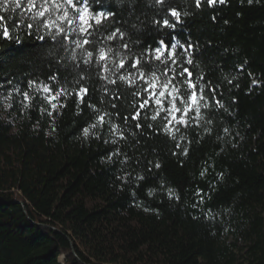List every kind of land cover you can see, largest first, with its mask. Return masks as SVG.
<instances>
[{
    "label": "trees",
    "instance_id": "16d2710c",
    "mask_svg": "<svg viewBox=\"0 0 264 264\" xmlns=\"http://www.w3.org/2000/svg\"><path fill=\"white\" fill-rule=\"evenodd\" d=\"M93 7L116 13L113 27L131 37V55L157 46L162 34L190 44L193 63L183 47L180 62L216 88L227 111L213 104L201 127L171 139L154 131L166 121H153L146 109L140 132L123 119L138 106L135 88L77 68L81 53L73 61L47 37L42 46L16 28L19 11H0L12 32L0 39V264H264V0H201L199 7L196 0H101ZM166 14L174 30L157 29ZM49 73H58L57 87L87 77L82 111L73 96L54 118L41 111L36 90L24 100L28 80ZM117 89L122 98L114 101ZM89 104L111 113L125 139L108 125L85 137L82 129L99 114Z\"/></svg>",
    "mask_w": 264,
    "mask_h": 264
},
{
    "label": "snow or ice",
    "instance_id": "6c2138e0",
    "mask_svg": "<svg viewBox=\"0 0 264 264\" xmlns=\"http://www.w3.org/2000/svg\"><path fill=\"white\" fill-rule=\"evenodd\" d=\"M156 2L163 6L167 0H156ZM207 2L211 6L216 3V0H207ZM219 3L224 4L225 0H219ZM94 4L100 5L101 0H0V11L12 13L19 11L20 19L14 21L16 28L23 27L29 36L35 34L36 38L42 42V46L48 42L47 37L61 48L69 49L73 61L77 60L76 53H81L76 63L77 68L81 65L85 69L95 68L98 78L106 84L116 85L118 81H121L125 82L129 88H135L133 96L139 101L138 106L134 101L135 110L131 116L125 115L123 119L126 125L129 120L135 121L134 127L140 132H143L141 116L146 109L153 112L151 116L153 121L158 118L166 121L162 128L154 129V126L149 124V129H154L157 134H166L171 139H175L176 133L182 128L201 127V121L206 119L204 110L211 109L213 104L217 109L223 108L227 111L223 103L217 99L216 88L206 87L203 75L199 78L194 77L190 67H184L180 62L181 53L178 48L183 47V55L187 57L186 63L188 65L193 63L190 44L182 45L175 35L172 36V42L168 43L162 34L157 40V46L149 45L144 52L131 55V37L125 41V31L121 27H113L116 23L113 19L116 13L107 9L94 8ZM200 5L201 0H196V6ZM168 14L176 17V23L180 22V13L177 9L169 7ZM6 19V16H0V39L11 40L12 32L3 23ZM155 24L158 30L175 29V24L169 20L167 14L162 18L158 17ZM41 32L44 34H40ZM113 41H118V45L111 43ZM17 43H20L18 37ZM153 61L157 63L154 64ZM86 78L84 74H80L74 86L57 87L58 73H49L47 80L30 78L28 91L20 93L19 88L14 90L29 102L34 99L31 91L36 90L45 105L42 106L41 111L54 118L60 108L67 106L65 100L69 96L75 97L76 105L82 111L81 106L85 103V98L90 95L89 88L80 84V80ZM228 83L231 84L232 81L229 80ZM257 83L253 80L254 86ZM104 94L108 95L106 87ZM11 97L12 92H9L4 99H11ZM121 98L119 89L112 93V100ZM28 106L25 104V107ZM111 106L117 107L115 103ZM89 107L99 114L95 117L94 123L82 129L85 137L89 135L90 129L103 130L108 125L118 139H125L119 124L110 121L111 113L100 112L95 105L89 104ZM119 115L117 112L118 118ZM223 131L228 133L229 129L226 127ZM112 143H116V140ZM176 147L180 148L179 141ZM183 154H188L187 148L183 150ZM156 167L159 168L160 165L157 164ZM203 174L202 172L201 175ZM169 195L171 198V190ZM201 202H203L202 199Z\"/></svg>",
    "mask_w": 264,
    "mask_h": 264
}]
</instances>
